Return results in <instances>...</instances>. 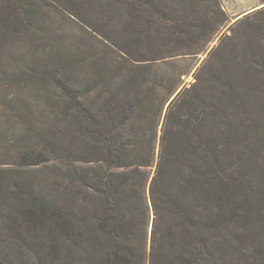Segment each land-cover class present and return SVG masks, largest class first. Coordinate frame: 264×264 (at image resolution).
I'll return each instance as SVG.
<instances>
[{
    "label": "trees",
    "instance_id": "trees-1",
    "mask_svg": "<svg viewBox=\"0 0 264 264\" xmlns=\"http://www.w3.org/2000/svg\"><path fill=\"white\" fill-rule=\"evenodd\" d=\"M43 1L0 0V62L6 65L9 54L18 55L14 126L27 128L15 141L17 154L0 165L56 164L63 180L75 181L80 193L89 190L83 191L89 198L76 211L63 201L54 206L33 181L0 178V240L10 246L7 253L0 248V264H63L71 240L75 251L87 250L95 261L102 257L101 264H201L200 258L216 264L213 257L225 250L215 233L217 209L227 206L240 190L235 180H221L225 152L212 139L210 126L195 123L193 115L176 116L175 122L172 111L184 93L178 94L167 111L155 164V147L149 142L156 140V133L149 141L142 133L150 110L143 107L139 94L147 79L131 73L136 69L133 62L123 54L88 56L63 45L54 48L51 64L36 61L42 55L40 46L34 53L26 52L28 38L45 32L34 25L45 15L38 7ZM79 1L87 13L96 1L106 12L128 14L130 24L154 23L169 33L166 40L188 38L195 45L204 34L209 42L226 23L220 0ZM108 21L113 19H101L90 28L101 34ZM129 79L138 90L136 101L129 99L122 104L124 109L110 112L111 120H101L93 100L98 86L122 87ZM184 102L191 105L190 112L195 110V105ZM121 123L124 127L119 128ZM151 215L152 245L147 254ZM98 233L115 244L113 249L84 248L100 241ZM132 236L134 246L127 244ZM25 249L43 255L42 261L31 263Z\"/></svg>",
    "mask_w": 264,
    "mask_h": 264
},
{
    "label": "rangeland",
    "instance_id": "rangeland-1",
    "mask_svg": "<svg viewBox=\"0 0 264 264\" xmlns=\"http://www.w3.org/2000/svg\"><path fill=\"white\" fill-rule=\"evenodd\" d=\"M220 4L226 23L218 27L209 42V37L204 34L202 41L195 45L188 38L166 40L169 33L164 28L154 23L130 24L128 14L120 15L119 10L106 12L96 1L88 6L90 12L87 13L79 0H45L38 5L43 7V20L34 24L45 32L39 31L36 36L32 34L25 49L27 53L29 50L34 53L36 46H40L42 55L36 61L48 60L49 64L58 45L88 56L96 53V56L107 57L109 54V58L114 55L117 58L123 54L133 62L136 72L131 73H137L142 81L147 79L144 93L139 94L143 97V107L150 110L142 133H146V141L156 133V140L149 142L155 147V164L159 162L167 111L177 95L183 92V100L172 111L174 121L177 122L176 116L193 115L195 123L210 126L212 139L225 152L219 174L221 180H235L240 190L227 206H218L219 225L215 233L220 249L224 245L225 250L219 251L213 259L216 264H264V0H220ZM101 19L113 21H108L110 25L99 30L101 34H96L90 27ZM173 33L178 36L177 31ZM17 61L18 55L12 52L7 56L6 65L0 62V162L17 154L15 141H19L27 129L14 126ZM125 83L116 88L98 86L93 100L100 109L101 120H111L109 115L124 109L122 104L127 105L129 99L135 97L136 101L138 90L135 85L130 79ZM171 93L173 95L169 98ZM184 100L195 105V110L191 111L193 114L191 105ZM121 127L124 124L121 123ZM116 139L119 141L118 136ZM57 166L49 164L30 168L3 164L0 165V178L10 177L13 183L26 182L27 179L33 181L38 191L54 206L63 201L78 211L82 200L89 198L83 191L89 190L83 189V194L80 193L75 181L63 180ZM154 174L155 169L152 170V179ZM150 184L148 182V192ZM153 218L151 215L147 254L152 245ZM97 236L99 242L85 244L84 248L88 247L90 251L96 245L101 250L110 246L113 249L115 244L112 242L111 245L105 235L98 233ZM133 238L128 245H135ZM7 244L8 241L1 243L0 240V248L6 253ZM68 245L63 264L102 263L99 261L102 257L95 261L87 250L75 251L73 240ZM25 251L31 263L42 261L43 255L40 257L37 251ZM11 252L14 256V251ZM199 261L205 264L204 258Z\"/></svg>",
    "mask_w": 264,
    "mask_h": 264
},
{
    "label": "crops",
    "instance_id": "crops-1",
    "mask_svg": "<svg viewBox=\"0 0 264 264\" xmlns=\"http://www.w3.org/2000/svg\"><path fill=\"white\" fill-rule=\"evenodd\" d=\"M222 1V0H221Z\"/></svg>",
    "mask_w": 264,
    "mask_h": 264
}]
</instances>
